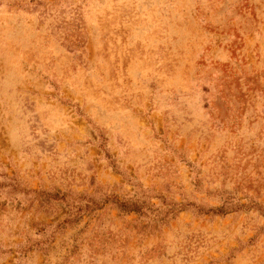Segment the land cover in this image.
Listing matches in <instances>:
<instances>
[{"label": "rangeland", "instance_id": "obj_1", "mask_svg": "<svg viewBox=\"0 0 264 264\" xmlns=\"http://www.w3.org/2000/svg\"><path fill=\"white\" fill-rule=\"evenodd\" d=\"M0 264H264V0H0Z\"/></svg>", "mask_w": 264, "mask_h": 264}, {"label": "trees", "instance_id": "obj_2", "mask_svg": "<svg viewBox=\"0 0 264 264\" xmlns=\"http://www.w3.org/2000/svg\"><path fill=\"white\" fill-rule=\"evenodd\" d=\"M219 212L223 214V213H225V209H224V210L222 209V210H221V211H219Z\"/></svg>", "mask_w": 264, "mask_h": 264}]
</instances>
